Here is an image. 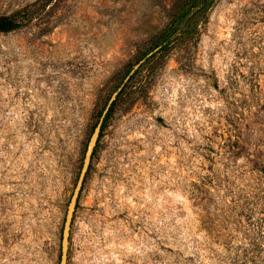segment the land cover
<instances>
[{"label":"rangeland","instance_id":"1","mask_svg":"<svg viewBox=\"0 0 264 264\" xmlns=\"http://www.w3.org/2000/svg\"><path fill=\"white\" fill-rule=\"evenodd\" d=\"M191 1L0 0V264H59L106 104ZM196 21L117 96L68 264H264V0Z\"/></svg>","mask_w":264,"mask_h":264},{"label":"water","instance_id":"2","mask_svg":"<svg viewBox=\"0 0 264 264\" xmlns=\"http://www.w3.org/2000/svg\"><path fill=\"white\" fill-rule=\"evenodd\" d=\"M162 44L156 47L153 51H150L146 57L152 55L154 52L158 51L161 48ZM145 58L141 59L125 77L123 83L118 87V89L111 95L108 103L106 104L100 119L98 120L87 144V148L84 154L83 164L80 169L73 193L71 195L70 201L67 206V211L64 219L63 230H62V239H61V252H60V261L59 264H68L69 261V243H70V234L73 225L74 216L78 207V202L80 195L82 193L86 177L89 173L90 166L93 160L95 150L98 146V142L101 137L102 129L106 116L110 111V108L117 96L125 86V83L130 80L131 76L135 73L139 66L145 61Z\"/></svg>","mask_w":264,"mask_h":264},{"label":"trees","instance_id":"3","mask_svg":"<svg viewBox=\"0 0 264 264\" xmlns=\"http://www.w3.org/2000/svg\"><path fill=\"white\" fill-rule=\"evenodd\" d=\"M216 0H192L189 7L182 13L176 16L170 24L162 31L160 43H165L160 50L167 49L170 45L178 41L181 37L185 36L192 29L196 28L197 15L204 9L210 7ZM191 12V14H190ZM195 20V21H194ZM194 25L193 28H190V25ZM27 25V22L21 21L18 19L16 13L9 15H0V34H7L14 31H18L24 28ZM117 100V99H116ZM112 104L109 113L106 116V120L103 125L102 133L107 125V121L113 112L115 102ZM101 133V136H102Z\"/></svg>","mask_w":264,"mask_h":264}]
</instances>
